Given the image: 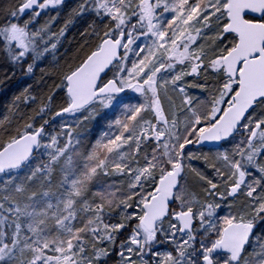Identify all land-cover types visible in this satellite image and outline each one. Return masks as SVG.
<instances>
[{
  "label": "snow or ice",
  "instance_id": "1",
  "mask_svg": "<svg viewBox=\"0 0 264 264\" xmlns=\"http://www.w3.org/2000/svg\"><path fill=\"white\" fill-rule=\"evenodd\" d=\"M0 95V264H264V0H2Z\"/></svg>",
  "mask_w": 264,
  "mask_h": 264
},
{
  "label": "trees",
  "instance_id": "2",
  "mask_svg": "<svg viewBox=\"0 0 264 264\" xmlns=\"http://www.w3.org/2000/svg\"><path fill=\"white\" fill-rule=\"evenodd\" d=\"M0 2H2V0H0ZM72 37H73V33L70 32V33H69V36H68V39L71 40ZM66 46H67V45H66ZM6 99H7V97H4V96L0 95V105H2Z\"/></svg>",
  "mask_w": 264,
  "mask_h": 264
}]
</instances>
